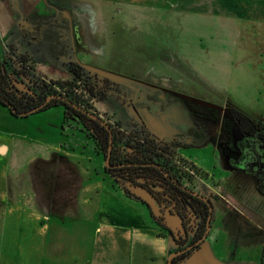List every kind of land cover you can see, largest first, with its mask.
I'll return each mask as SVG.
<instances>
[{
	"label": "rangeland",
	"instance_id": "obj_1",
	"mask_svg": "<svg viewBox=\"0 0 264 264\" xmlns=\"http://www.w3.org/2000/svg\"><path fill=\"white\" fill-rule=\"evenodd\" d=\"M44 1L49 8L37 10L38 14L46 15L38 16L35 22L22 0H0V26L8 44L22 39L35 44L37 37L41 44L38 47L56 48L57 37L63 44L64 52L55 50L47 58L42 55L36 58L37 75L70 79L67 67L78 61L77 47L82 39L93 50L84 52L86 66L116 86L107 97L98 99L95 104L98 112L128 131L135 129L132 123H145L156 136L168 140L183 138L191 129L199 133L197 128L202 127L206 136L209 133L207 140L188 152L183 151L179 161L186 166L202 167L203 173L208 169L215 179L223 180L229 175L218 144L223 139L219 127L198 111L211 113L215 108L218 119L226 108H234L264 125V27L243 23L238 12L239 0ZM76 20L82 25L81 37L72 31ZM44 35L47 36L43 38ZM24 45L30 50L28 44ZM11 126H16L19 134L11 149V164L31 165L29 185L37 195L40 209L53 218L52 236L60 248L62 244L71 246V238L67 236L76 233L78 225L65 217L73 214L70 202L77 196L80 182L87 181L94 171L100 174L97 180L104 178L110 182L104 170L105 154L83 131L79 121L65 120L61 106L28 118H14L0 105L2 140H10L7 134L12 131ZM228 135L236 149L241 137L234 125ZM228 149L231 150L230 145ZM200 177L205 182L195 183L198 190L210 188L226 199H223L225 206L222 203L218 207L219 227L221 221L226 225L229 222L226 219H231L222 218L221 213H229V209L236 207L232 224L247 239L234 253L229 243L226 245L224 230H216L214 224L207 241L216 259L226 262L234 254L242 263L261 259L264 220L250 217L248 210L254 209L264 217V196L254 183L237 184L232 195L229 186L233 185L221 183L212 190L215 184L203 175ZM241 190H244L242 203V194L238 192ZM141 210L147 212L144 207ZM52 249L55 250L54 243Z\"/></svg>",
	"mask_w": 264,
	"mask_h": 264
},
{
	"label": "flooded vegetation",
	"instance_id": "obj_2",
	"mask_svg": "<svg viewBox=\"0 0 264 264\" xmlns=\"http://www.w3.org/2000/svg\"><path fill=\"white\" fill-rule=\"evenodd\" d=\"M2 2H6V0H2ZM22 4L24 9L29 13L30 18L35 20V22L38 19V16L42 17L46 15L38 14L37 10L40 9L42 11H46L49 8L44 0H22ZM27 21L31 22L30 19H27ZM41 21L45 22V19H41ZM38 23L39 21H37V24ZM81 27L82 25L79 20H76V24L73 23L72 31H75L78 37H81ZM46 36L47 35H44L43 38H45ZM74 40H76V37ZM34 41L36 42L35 44L30 42L29 40L22 39L19 40L21 45L16 46L14 44L6 45L0 39V46L2 47L0 51V105L8 109L9 113L14 118H28L32 115L43 112L45 111L44 109L47 104L52 100L60 101L62 104L61 107L64 109V111L67 105H72V103L68 102L62 95L54 94L48 96L41 104L37 105L34 108H31L30 110L18 111L17 109L11 108L13 103L19 104V102L22 101L25 105L27 100L30 99L29 95H31L32 93L39 94L43 86V81L48 84L51 81H58L55 79H49L46 76L37 75L36 58H39L40 55L47 58V54L48 56H50L49 53H52L55 50L59 53L64 52L63 44L59 41L58 37L55 41L56 48L53 45L52 47H46L44 45L42 47H38L37 45L39 44V37L35 38ZM74 43H76V41H74ZM24 44H28V46H30V50H28ZM77 51L78 61L76 63H69L67 67L68 73L70 74L69 69L71 65L74 64L84 68L85 71H88L89 73L96 74L100 79L97 87L99 95L94 99V109L89 111L78 106L83 110L79 111L83 116L98 121L102 126L106 128L107 126L109 127V129H107L111 134L110 139L112 138V150L114 140L112 129L110 126L117 128L118 130L124 132L127 136L135 139H142V137H145L146 139L153 140L156 143H160L163 148H167L169 151L176 154V157H174L173 159L171 156H168L166 154L167 152L159 150V153L162 156L164 155L170 160V163L165 166L159 163L134 164V166H147L158 170L162 177L158 179V182H155V180L147 179L148 184H146L143 182L144 180L142 177H137L134 173L123 172L122 170L129 165L124 162L125 160L123 156L114 161L112 159V151L110 165L109 167L105 166L104 169L110 179L123 193L124 191L120 188L121 186L131 192V194L133 195L132 198L145 207L152 222L155 225L157 224L156 227L160 229L161 233L166 234L165 236L169 239L170 244L173 247V250L170 251L168 258H170L174 254H178L172 259L171 264H186L187 262L192 263L193 261L191 260L196 251L201 250V247L208 240L214 224L216 230H224L223 234L226 236L227 240L226 245H228L227 243H229V248L232 249L235 253L238 250L240 243L243 242V240H247L244 234L242 235L240 232H237V226H234L232 224V222L234 221L233 215H235V212H237L235 210L236 207H234L233 209H229V213H221L222 218H224L225 216L226 218L230 217L231 219H226L229 220L226 225H224V223L221 221L222 225L221 227H219L221 219L217 218V216L220 214L218 211V207H222V203L223 207L225 206V197L220 194L214 193V191H210V188H202V190H198L196 188L197 186L195 185L197 184L196 182H205L200 177L203 175V178H206L205 180H211L212 185L215 184L214 187L211 186L212 190L215 189L216 186H219V184L221 183H224L225 185L228 184V186L229 184L233 185L229 186V188H231L229 192L233 195L234 192L237 191V184L240 183L245 186L247 183H254L255 189L264 196V139L260 136V133H262L263 130H258L257 132H255L253 130L247 129V127H245V125L240 120H238L237 117L234 116L233 112L237 111L234 108H226L225 112H223V115L219 114L220 118L218 119H216L215 117V108H213V112L211 113L198 111L204 116H209V118H212V121L210 119L208 120H210L212 124H216L219 127V135L223 138L220 139L218 144L224 153V160L227 166L225 167L230 170V173L227 177L223 178V180L215 179V175H212L208 169L205 170V173H203L204 171L200 170V168L202 167L198 166L197 168L195 165L186 166V164H183L179 161V159H181L180 155L183 151L188 152L189 150L194 149L207 140L209 133L206 136V133H203L202 131V127L197 128L199 133H196V129H191L189 131V135L187 132V136H183V138L176 137L168 140L156 136L148 129L145 123H132L135 126V129L128 131L127 129H123L120 124H112L110 122V119L106 115H102L100 112H98V109L95 105L98 102V99L107 97L108 93L112 91L116 86L110 79L101 77L100 74L96 72V70L89 69L86 66L84 57L87 59L86 54L92 53L93 50L82 39L80 40V46L77 47ZM84 52L86 53L85 55ZM23 61H25L26 65L31 67V69L27 68L29 72V74L27 75H23L22 73L24 71ZM71 79L72 75L71 78L67 80ZM105 80L108 82V86H106L107 84L104 83ZM36 109L38 110L34 112ZM239 113L241 114V112ZM24 114H26V116H24ZM90 115L98 116L106 124L104 125L102 124V121L93 119ZM241 115L247 120H250L243 114ZM71 120L79 121L78 119ZM250 121L255 124V126L253 124L254 128L257 129V126H260L264 129V125L262 123H257L253 120ZM233 125L236 127L241 137V141L237 142L236 149H233L232 141L228 135ZM83 131H85V129H83ZM187 137L189 138V140ZM227 142L229 143L231 150L233 151L228 149L229 145L226 146ZM107 156L108 155H106V158ZM191 158L194 157L191 156ZM159 160L161 161V159ZM213 168H215V166H213ZM110 171L114 172L113 175L116 176L115 178L111 177V175L108 173ZM168 186L171 187L170 190L168 189ZM133 188H141L146 191L156 203L157 211L152 210V208H150L144 201H142L140 197L135 194ZM243 191H238L240 194H242V196L240 197L241 203L244 196ZM204 213H207L206 217L204 216ZM248 213L250 214V217L254 219H257L261 222L264 220V217H262L254 209H249ZM210 216L211 219L208 231V220ZM252 218L250 219L252 220ZM254 225L255 227L261 229V226L258 223H254ZM262 232L264 234L263 230ZM206 234L207 237L206 239H204ZM261 243L264 252V239L262 240V238ZM217 261L218 264H264V255L261 257V259H256V261H248L247 263H242V261L237 260L236 254H234V257L232 259L226 262H220L219 260Z\"/></svg>",
	"mask_w": 264,
	"mask_h": 264
},
{
	"label": "crops",
	"instance_id": "obj_3",
	"mask_svg": "<svg viewBox=\"0 0 264 264\" xmlns=\"http://www.w3.org/2000/svg\"><path fill=\"white\" fill-rule=\"evenodd\" d=\"M238 12L244 24L264 27V0H239ZM0 39L9 45L1 26ZM15 127L7 134L10 140L0 138V264H167L173 247L141 210L144 206L110 178L97 180L95 171L72 197L73 214L65 217L78 230L67 236L71 246L60 248L52 236L53 218L40 209L29 185L31 165L11 164V149L19 140Z\"/></svg>",
	"mask_w": 264,
	"mask_h": 264
},
{
	"label": "trees",
	"instance_id": "obj_4",
	"mask_svg": "<svg viewBox=\"0 0 264 264\" xmlns=\"http://www.w3.org/2000/svg\"><path fill=\"white\" fill-rule=\"evenodd\" d=\"M23 68V75L29 74L27 68L31 69V67L26 65L25 61H23ZM69 72L72 75L71 80L51 81L49 84L43 81V86L39 94L32 93L29 95L30 99L27 100L25 105L23 104V101L19 102V104L12 102V107H10L12 109H17L18 111L30 110L31 108L41 104L48 96L54 94L62 95L68 102L72 103V105L69 104L65 108V120L78 119L80 124L87 132L88 137L94 140L98 150L103 152L106 157L109 150L111 136L110 131L106 127L102 126L98 121L83 116L82 113L74 106L77 105L89 111L94 109V99L99 95L97 87L100 79L96 74L89 73L88 71H85L84 68L74 64L71 65ZM104 83L107 84L108 82L105 80ZM106 86H108V84ZM58 106H62L61 102L52 100L47 104L44 110ZM233 114L245 125V127H247V129L253 130L255 132L258 130H263V132L260 133V136L264 139V129L262 127L257 126V129L254 128V123L244 118L237 111H234ZM110 127L112 129L114 140L112 159L115 161L123 156L125 160L124 162L129 165L126 166L122 171L125 173H134L137 177H142L144 180L143 182L146 184H148L147 179L158 182V179L162 178L158 170L147 166H134V164L159 163L165 166L170 163V160L166 158V156H162L159 153V150L167 152L166 154L171 156L173 159L176 157V154L169 151L167 148H163L160 143H156L153 140L146 139L145 137H142V139H135L127 136L124 132L114 128L113 126ZM159 159H161V161ZM108 173L111 175V177H116L113 175L114 172L110 171ZM120 188L123 189L126 197H133L129 190L123 186ZM170 188L171 187L168 186L169 190ZM204 216L206 217L207 213H204ZM160 235H162L161 231Z\"/></svg>",
	"mask_w": 264,
	"mask_h": 264
},
{
	"label": "water",
	"instance_id": "obj_5",
	"mask_svg": "<svg viewBox=\"0 0 264 264\" xmlns=\"http://www.w3.org/2000/svg\"><path fill=\"white\" fill-rule=\"evenodd\" d=\"M76 109L78 110H82L81 108H79L78 106L74 105ZM38 109H36L34 112H36ZM83 111V110H82ZM24 116H26V114H24ZM93 119L96 120H100L102 121V119H100L98 116L95 115H90ZM103 122V121H102ZM102 124H106L105 122H103ZM107 128L109 129V127L107 126ZM111 151H112V138L110 139V147H109V152H108V156L106 158L105 161V166L109 167L110 165V159H111ZM135 194L140 197V199L142 201H144L150 208H152V210L157 211V206L156 203L154 202V200L152 199V197L143 189L141 188H133ZM210 219L211 216L209 217L208 220V231H209V223H210ZM208 233V232H207ZM207 234L205 235L204 239H206ZM178 254H174L172 255L170 258H168V264H171V261L174 257H176ZM193 261H195L196 264H218V261L216 260L210 245L208 244V242L206 241L204 243V245L201 247V250L196 251L195 255L193 256Z\"/></svg>",
	"mask_w": 264,
	"mask_h": 264
}]
</instances>
